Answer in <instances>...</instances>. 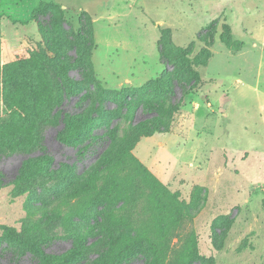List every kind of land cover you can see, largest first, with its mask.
<instances>
[{"label": "rangeland", "instance_id": "374dc122", "mask_svg": "<svg viewBox=\"0 0 264 264\" xmlns=\"http://www.w3.org/2000/svg\"><path fill=\"white\" fill-rule=\"evenodd\" d=\"M40 1L52 4L30 20ZM0 12L30 20L25 25L7 18L0 22V224L16 227L23 238L11 247L0 241V264H37L35 245L52 256L76 245L80 253L72 264H103L109 237L122 232L106 220L105 201L70 197L94 177L100 155L117 141L104 134L102 120H91L77 143L58 136L62 116L85 110L89 100L83 99L87 86L61 98L57 107L42 97L40 70L49 65L52 74L57 63L48 46L62 39L57 27L51 31L55 15L72 33L80 30L83 18L92 21V63L105 88L140 87L173 69L160 53L163 29L175 45L168 51L172 58L178 50L189 54L200 81L192 90L188 81V94L175 82V94L166 103H179L180 109L171 117L162 115L168 131L141 137L132 151L193 206L189 228L202 258L196 264L208 259L264 264V0H0ZM54 33L57 39L50 40ZM69 54L68 74L80 81L76 49ZM21 64L25 75L34 70L26 78L33 80L27 89L20 80L17 88L8 81ZM154 115L144 100L139 102L133 119L124 117L117 140L133 144L155 124L149 121ZM94 134L104 135L97 139ZM66 200L75 205L70 219ZM149 259L141 249L124 264Z\"/></svg>", "mask_w": 264, "mask_h": 264}, {"label": "trees", "instance_id": "16d2710c", "mask_svg": "<svg viewBox=\"0 0 264 264\" xmlns=\"http://www.w3.org/2000/svg\"><path fill=\"white\" fill-rule=\"evenodd\" d=\"M51 4L52 2L40 1L33 8L30 20L36 19V14ZM4 18L23 25L30 21L20 20L13 13L0 12V22ZM63 22V19L58 15H55L52 20L51 31L53 32L52 29L57 27L59 32L57 34L62 39L59 44L54 45L52 42L48 46L47 51L51 53L49 54L50 58L57 63L51 67L52 74L49 65H44V68L40 70L45 82L41 92L42 97H46L50 106L55 103V107H57L61 104L59 102L61 98L65 99L75 89L87 86L86 89H88L84 93L83 99L89 100V105L79 113H65L62 116L64 126L58 136L60 139L77 143L87 135V124L91 120H102L105 128L104 134L110 140L117 141V145L111 149L112 143H110L100 155L98 159L100 162L95 168L94 177L88 178L70 196H76L81 201L86 200V203L91 201L92 204L105 201L109 208L106 220L108 219L122 230V232L109 237L107 246L101 254L103 264H124L141 249H145L150 254L147 264H196L202 261L197 235L189 228L195 215L193 206L181 200L167 185L162 183L132 151L141 137L168 131V126L163 125L162 115L171 117L180 109L179 103H166L170 99L169 96L172 97L175 94V82L181 84L184 94H188L190 89H194L201 79L199 71L194 68L193 59L184 49L181 54L178 50L177 55L172 58L168 51L175 45L170 41L166 30L163 29L160 53L163 62L166 65H173V69H166L156 79H152L140 87L112 90L105 88L102 81L95 75L92 63L95 49L92 21L88 23L83 18L82 27L77 33L69 32ZM52 38L53 40L57 39L55 33L49 37L50 40ZM70 48L76 49L74 61L82 75L80 81H75L68 74L71 65ZM206 56L207 58L211 56V51L207 48ZM200 64H203V59L198 61V65ZM20 67L19 71L15 72L14 70V74L9 76L10 86L17 88L16 81L20 80L26 89L32 87L33 80L26 81V78L34 74V70L25 75L23 65L21 64ZM188 81L193 82L191 85L193 88L186 87ZM143 100L144 104L155 112V115L149 120L155 124L146 126L133 144L117 140L124 117L132 120L139 102ZM106 102H113L115 107L113 109L106 108ZM112 116L117 118L116 123H113ZM147 121L148 119L138 123L144 124ZM94 135L97 139L103 137V135ZM24 168L26 167L23 166L20 171V179L25 177L26 169L24 170ZM65 204L70 205L66 214V218L70 219L75 205L67 200ZM55 206L60 208L61 204H55ZM0 229L2 231L0 241L10 247L13 242L20 243L23 240L22 232L14 226L0 224ZM14 238L17 241L12 240ZM214 244L215 246L219 245L216 240H214ZM34 252L39 260L37 264H72L78 258L80 249L75 245L63 255L52 256L45 252L42 245H35ZM205 264H213V262L208 259Z\"/></svg>", "mask_w": 264, "mask_h": 264}]
</instances>
